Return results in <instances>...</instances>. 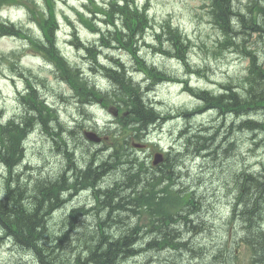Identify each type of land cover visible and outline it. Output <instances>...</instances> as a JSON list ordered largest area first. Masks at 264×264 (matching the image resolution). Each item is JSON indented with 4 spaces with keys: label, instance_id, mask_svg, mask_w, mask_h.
Masks as SVG:
<instances>
[{
    "label": "clouds",
    "instance_id": "1",
    "mask_svg": "<svg viewBox=\"0 0 264 264\" xmlns=\"http://www.w3.org/2000/svg\"><path fill=\"white\" fill-rule=\"evenodd\" d=\"M0 264H264V0H0Z\"/></svg>",
    "mask_w": 264,
    "mask_h": 264
}]
</instances>
